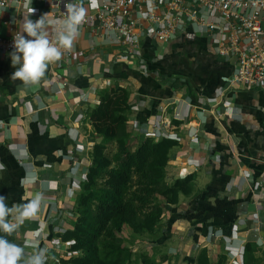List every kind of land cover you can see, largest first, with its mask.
I'll return each instance as SVG.
<instances>
[{
	"label": "crops",
	"instance_id": "0c3cea01",
	"mask_svg": "<svg viewBox=\"0 0 264 264\" xmlns=\"http://www.w3.org/2000/svg\"><path fill=\"white\" fill-rule=\"evenodd\" d=\"M5 1L2 38L20 31L29 7L35 9L29 17L33 21L47 13L58 20L47 4L51 0H32L27 7L26 0ZM103 1L98 0V7ZM83 6L86 15L97 8L89 0ZM217 48L212 34L183 25L160 46L152 34L142 38L140 68L94 26L81 25L70 62L50 64L33 86L12 81L10 53L0 54V164L5 166L0 195L11 207L43 194L40 212L16 230V244L47 247L51 260L46 264L66 253L68 244L55 230L71 228L93 145L100 142L88 115L98 103V92L118 85L129 93L131 149L146 138L176 140L166 182L196 175L194 192L168 206L161 227L152 233L148 245L156 260L160 251L163 264H195L198 251L206 249L213 262L225 255L226 264H243L244 246L252 243L255 264H264V89H228L236 61L220 58ZM74 162L78 170L72 175ZM29 172L35 181L26 179ZM10 219L15 222V214ZM35 250L25 248L26 253Z\"/></svg>",
	"mask_w": 264,
	"mask_h": 264
},
{
	"label": "trees",
	"instance_id": "16d2710c",
	"mask_svg": "<svg viewBox=\"0 0 264 264\" xmlns=\"http://www.w3.org/2000/svg\"><path fill=\"white\" fill-rule=\"evenodd\" d=\"M128 95L118 85L100 90L98 103L88 115L100 142L93 145L71 228L59 235L68 244L58 258L60 264H163L165 259L155 260L152 249L134 256L123 244L124 229L138 237L152 234L167 207L177 205L180 195L194 192V173L166 182V166L170 151L178 146L176 140L146 138L131 149ZM7 238L16 244V231ZM256 249L252 243L245 244L243 264H255ZM195 264H226V256L213 262L207 250L201 249Z\"/></svg>",
	"mask_w": 264,
	"mask_h": 264
},
{
	"label": "built area",
	"instance_id": "2783aa9c",
	"mask_svg": "<svg viewBox=\"0 0 264 264\" xmlns=\"http://www.w3.org/2000/svg\"><path fill=\"white\" fill-rule=\"evenodd\" d=\"M68 2L51 0L47 4L56 10L60 19L65 16ZM5 6L6 1L0 0V10ZM134 9L138 16L134 15ZM213 14L217 15L216 21L211 19ZM183 25L196 26L202 34H212L218 44V56L235 59L228 89H264V0H104L86 15L82 24L94 26L106 41L125 49L123 57L135 61L140 68H143V62L139 61L141 39L152 34L160 46L170 42ZM15 34L0 37V54L13 51ZM71 57L72 50L65 52L60 61L68 64ZM77 170L74 162L70 173L75 175ZM55 232L61 235L65 230ZM47 260H51V256ZM54 262L59 264L57 258Z\"/></svg>",
	"mask_w": 264,
	"mask_h": 264
},
{
	"label": "clouds",
	"instance_id": "9594fccd",
	"mask_svg": "<svg viewBox=\"0 0 264 264\" xmlns=\"http://www.w3.org/2000/svg\"><path fill=\"white\" fill-rule=\"evenodd\" d=\"M31 3L32 0H26L25 6ZM89 5L92 8L98 7V0H89ZM65 8L63 18L53 20L47 13L35 21L29 18L35 9L28 8V15L23 18L20 31L13 38V51L10 56L15 71L11 75L12 81L19 80L25 86L38 85L49 65L59 61L65 52L72 50L87 10L83 6V0H69ZM4 170L5 166L0 164V171ZM26 179L35 181L36 176L29 172ZM42 202L43 194L37 192L27 203L9 207L6 197L0 195V233L5 234L0 235V264H46L47 248H38L29 241L22 247L7 238L24 220L33 218L40 212ZM13 214L15 222L10 219ZM30 247H35L36 250L26 253L25 248Z\"/></svg>",
	"mask_w": 264,
	"mask_h": 264
},
{
	"label": "rangeland",
	"instance_id": "374dc122",
	"mask_svg": "<svg viewBox=\"0 0 264 264\" xmlns=\"http://www.w3.org/2000/svg\"><path fill=\"white\" fill-rule=\"evenodd\" d=\"M111 151H113V149H111ZM161 227V225L159 224L158 225V228ZM154 239V234H146V235H143L141 237H138V236H135L133 235L128 228H125L124 229V232L122 234V241H123V244L132 250L133 252V255L134 256H137L138 254L140 253H150V250L151 248L149 247L152 243ZM150 243V245H148ZM156 256V252L154 250V257ZM158 258H164L162 255H161V252L159 251L158 255H157ZM165 259V258H164ZM155 260H156V257H155ZM161 260V259H160ZM136 261V259H135ZM137 262V261H136ZM138 263V262H137ZM170 263V262H169ZM171 264V263H170Z\"/></svg>",
	"mask_w": 264,
	"mask_h": 264
}]
</instances>
